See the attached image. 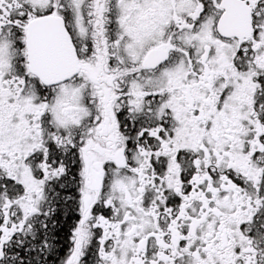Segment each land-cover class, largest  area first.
Instances as JSON below:
<instances>
[{
  "label": "snow or ice",
  "instance_id": "6c2138e0",
  "mask_svg": "<svg viewBox=\"0 0 264 264\" xmlns=\"http://www.w3.org/2000/svg\"><path fill=\"white\" fill-rule=\"evenodd\" d=\"M0 264H264V0H0Z\"/></svg>",
  "mask_w": 264,
  "mask_h": 264
}]
</instances>
